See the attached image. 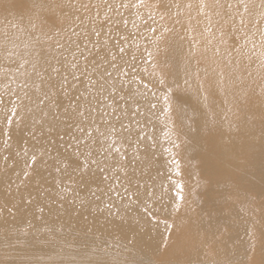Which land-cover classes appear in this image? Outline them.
<instances>
[{"label":"bare ground","instance_id":"obj_1","mask_svg":"<svg viewBox=\"0 0 264 264\" xmlns=\"http://www.w3.org/2000/svg\"><path fill=\"white\" fill-rule=\"evenodd\" d=\"M38 2L0 0V97L7 105H0V127L19 106L10 148L0 138V264H264L262 0H221L223 7L207 0L206 8L201 0H165L167 9L147 0L113 16L126 25H108L116 40L117 32L128 37L124 53L110 42L128 73L117 79L147 117H138L149 139L134 166L154 190L147 212L123 183L112 192L103 183L61 184L52 159L60 142L33 139L37 93L18 87L21 73L63 52L69 37L83 47L84 30L96 26L79 5L50 13ZM33 154L38 162L26 165Z\"/></svg>","mask_w":264,"mask_h":264},{"label":"snow or ice","instance_id":"obj_2","mask_svg":"<svg viewBox=\"0 0 264 264\" xmlns=\"http://www.w3.org/2000/svg\"><path fill=\"white\" fill-rule=\"evenodd\" d=\"M212 3L216 7H223L221 0H212ZM77 5L93 13L91 21L96 25L90 30H84V46L69 37L67 47L59 45L64 48L63 52L45 57L43 64L39 62L33 64L31 72L21 73L25 76V80L18 87L22 90L34 88L37 93L34 103L40 115L33 118L34 127L31 135L33 139L37 136L46 138L52 146L56 145L57 140L60 142L59 148L53 147L55 154L52 159L54 171L61 174L59 177L61 184L65 179L77 184L95 185L98 188L103 183L108 185V191L112 192L123 183L124 194L129 196L130 200L134 199L143 205L147 212V201L153 198L154 190L141 183L140 178L135 175L136 167H134L140 163V145L145 139H149L138 117L145 120L147 117L141 111L136 93L126 90L122 82H118L117 79L118 75L127 76L128 73L116 62L117 55L112 49L115 45L119 53H124L125 48L120 44L127 42L128 37L117 32L119 40H116L110 35L113 29L108 25L127 24L126 20L120 22L113 20L114 15H122L119 12L122 8L149 5L147 0H137L135 4L131 3V0L127 2L126 0H94V2L75 0V3L73 0H39L37 3L38 7H47L50 13L56 8L64 9ZM187 6L191 7V4ZM200 6L208 7L207 0H201ZM155 7L167 9L168 5L165 0H157ZM47 19L49 22H56L54 15L50 14ZM151 31L156 30L153 28ZM102 33L105 36L103 42L100 41ZM73 35L78 37L81 34L73 30ZM90 36L96 39L90 40ZM110 42H114V45ZM89 44L91 47H88ZM85 48L88 49L87 54ZM114 72L117 75H114ZM159 82L163 84L164 80L161 79ZM177 87L180 85L177 84ZM25 96L33 99L27 91ZM163 99L171 112V97L165 95ZM0 105H5L3 97H0ZM18 107L14 105L4 113V125L0 127V138H3L7 148H10L13 139L12 118L18 114ZM156 108L157 103H149L150 110ZM28 111L32 109L29 108ZM173 126L176 127L175 122ZM53 136L56 137L55 140L52 139ZM114 136L118 138L119 146L114 147L116 144V140H113ZM104 141L111 143L105 144ZM176 147L178 148L179 145ZM48 154L47 150L39 153L40 156ZM4 159L7 160L8 156ZM37 162L38 156L33 154L25 164L34 165ZM141 175H143L142 169ZM25 176H28L27 172ZM109 181L112 183L109 184ZM115 195L119 196L120 192H115ZM81 203L83 204V201ZM111 207L112 205L109 204L108 208ZM176 211L179 212L180 209L176 208ZM216 264H232V262L225 259Z\"/></svg>","mask_w":264,"mask_h":264},{"label":"rangeland","instance_id":"obj_3","mask_svg":"<svg viewBox=\"0 0 264 264\" xmlns=\"http://www.w3.org/2000/svg\"><path fill=\"white\" fill-rule=\"evenodd\" d=\"M246 98H247L246 102H248V103H249V100H250V103H251V101H252V100H251V97H250V96H248V95H246ZM246 98H245V99H246ZM248 98H249V100H248Z\"/></svg>","mask_w":264,"mask_h":264}]
</instances>
